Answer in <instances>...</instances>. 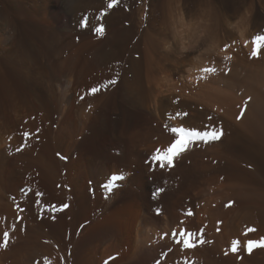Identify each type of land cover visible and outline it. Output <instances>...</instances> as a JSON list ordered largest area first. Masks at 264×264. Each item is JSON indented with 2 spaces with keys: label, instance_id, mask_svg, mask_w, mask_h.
<instances>
[{
  "label": "bare ground",
  "instance_id": "bare-ground-1",
  "mask_svg": "<svg viewBox=\"0 0 264 264\" xmlns=\"http://www.w3.org/2000/svg\"><path fill=\"white\" fill-rule=\"evenodd\" d=\"M33 1L34 11L49 23L51 0ZM95 1L80 0L75 6L67 7L66 12L77 7L87 11L95 7ZM40 9L44 12H39ZM8 17L7 20L11 19ZM60 31L57 32L59 43L46 50L42 63L33 65L31 57L22 62L24 51V55L16 58L17 54L12 56L10 52V56L1 55L4 61L11 60V76L3 75L0 70V264H68L71 256L66 253L64 229L70 226L75 230L87 220L90 222L84 225L80 238L70 242L75 245L71 253L75 264H264V113H255L250 108L252 103L248 105L243 99L224 93L219 84H227V80L213 76L207 82V73L198 72L196 76L206 78L201 84L204 91L200 98H194L199 102L187 104L194 101L190 97L178 105L179 113L187 115L164 118L165 110L168 114L178 106L172 105L167 94L163 96L161 85L152 86L148 72L153 68L141 60H129L122 65L114 63L129 53L123 40L129 32L127 29L119 37L114 34L109 37L111 40L108 38L115 46L119 45L113 49L115 52L112 48L90 46L93 49L85 55L82 51L86 43L85 46L82 43L73 49L76 54L70 53L64 60L59 56L67 46L68 36L65 38ZM113 73H117V84L95 96L89 93L91 87L102 83L104 76ZM99 76L101 83H97ZM48 106L57 119L54 120L57 130H50V134L51 141L55 142L52 149L62 154V158L57 155L60 159L53 157L51 151L49 156L46 147L35 157L38 151L33 146L36 144L27 148L25 144L29 143L23 139L25 128L34 119L32 116ZM173 127L186 129L187 135L197 131L211 134L222 129L223 136L218 141L200 143L194 149L189 145L190 151L177 157L174 168L154 169L150 161L155 150L166 148L178 138L171 132ZM36 167L43 171L44 177L52 171L55 182L64 177L63 194L72 202L68 215L73 216V223L67 224L61 219L57 223L32 226L27 222V227L24 217L19 221L20 215H27L23 208L22 211L17 207L19 190L33 185ZM91 181L96 190V208L94 214L87 216L91 209L87 194ZM158 188L164 191L154 196ZM32 189L37 191L39 187ZM186 209H191L194 215L187 217ZM27 216L26 221L30 219ZM49 225L51 229L46 233L44 227ZM184 230L193 233L191 249L175 242L186 237L174 239L172 236L173 232ZM5 232L9 233L6 247ZM44 238L50 244L42 243Z\"/></svg>",
  "mask_w": 264,
  "mask_h": 264
},
{
  "label": "rangeland",
  "instance_id": "rangeland-1",
  "mask_svg": "<svg viewBox=\"0 0 264 264\" xmlns=\"http://www.w3.org/2000/svg\"><path fill=\"white\" fill-rule=\"evenodd\" d=\"M52 1L53 0L50 1V6L48 9V18L50 17V22L47 23L44 21V19H42V15L40 13H37L38 11H34V7L32 6L35 3L34 1L33 3H31V0H16L15 2L17 3H15L12 2V0H0L1 6L3 5L2 7L0 6V9L3 10L2 13L0 10V34H3L0 35V37L3 36L2 39L0 38V40L2 41H0V58L3 57L1 55L7 54L8 56H10V53L11 55L17 54L14 55L15 58L16 56L21 57V55H24L25 52L28 55L25 54L21 58L22 62H24V60L26 59L29 60L30 57L32 58V56H34V58L32 59L30 58V61H32L31 63L33 65L38 62L42 63V58L46 50H48L49 48L53 49V47L55 48L56 44L59 43V41L57 40V32L60 30V32H63L65 34V38L68 36L67 39H65V44L70 47L69 50L67 49V46L65 47V49L63 50L64 52H61L63 54L60 53L59 59L62 57V60L66 59L70 55V53L76 54V50L73 49L81 47L80 45H82V43L83 46H85L86 43V46L84 47L86 49H83L82 51L83 53H85V55L89 54L87 53V50L90 51L92 47H96L97 49H100L101 47H105L107 49L112 48L113 51V49L115 50V48L118 49L117 47L119 45L115 46L116 43L110 42V38L114 36V34L119 37L126 31V29L129 32L131 29V33L128 32L125 37L126 39H128L127 37L129 35L128 41L126 39H123L124 46L128 45V48H126L129 49V53L126 54V58L123 57L125 58V61L121 57L119 58L120 61L117 60L114 63L122 65L126 61L130 62L129 60H137L139 62L141 60L145 66L148 67L149 65L148 68H153V70H149L150 73L148 72V77L152 82V86L154 88H157V86L161 85L163 96L164 93L165 96L167 94L166 97L169 98V101L171 99L172 105L175 104L176 106H178L180 105V103L188 101L190 97L193 100L194 98H200L201 92L204 91L201 87V84L205 83L206 78L202 79V76L200 77L196 75L198 72H202L207 73V82L213 76L214 78H223L227 80V84L223 82L219 84L220 88L225 90L224 93L231 97L235 96V98H241L246 101L245 103L248 105L252 103L250 105V108L253 107L251 110H253L255 113H260L261 115H263L264 87L261 86L264 84V40L258 41L257 38L264 37V0H129V2L128 0H96L95 7H90L91 10L88 9L86 11V9H82L83 7H77V9H73V11L69 13L66 12V8L75 6L77 2H80V0ZM19 2L23 4H19ZM80 3H82V1ZM117 3L119 4L115 5ZM110 4H113V6L109 7ZM14 5L18 7H14ZM106 7H109V10L111 11L107 10ZM97 8H100L101 10H97ZM21 9L22 11H20ZM42 9H40L39 12H44ZM11 10L13 11V13ZM27 10L30 14H28ZM32 11H34L35 13ZM4 12H6L7 14L9 13L8 16H10L11 19L7 20L9 17L6 16ZM15 12L17 13V15H15ZM31 13L33 14V18ZM37 14L40 18L37 16ZM30 18H32V22L30 21ZM83 19H87L89 21L87 29L81 26V21ZM12 20L14 22H12L13 25L11 26L9 25V23ZM3 22L8 24V26H6V24H4ZM4 26L9 28H6ZM19 26H23V28L25 29ZM97 26H102L104 28V32L102 34L95 33L94 30L95 28H97ZM44 29L48 30L44 31ZM51 30L54 32H51ZM44 32H46L47 34ZM50 32L51 34H53V36H51ZM48 33L50 35H48ZM45 35L48 36L45 37ZM10 36L14 39V41H11L12 43L10 42ZM24 37L26 39H24ZM55 38L56 40H53ZM108 38L110 40H108ZM46 39L47 41H45ZM25 42L29 44H26ZM96 42L98 43L95 44ZM26 45H28V47ZM90 46L92 47L90 48ZM87 47H89L90 49ZM4 48L6 52L4 51ZM13 48H15L16 52ZM211 50H213V52ZM131 52L134 55H132ZM30 53H33L34 55ZM144 60L147 61V63H145ZM3 61V58L0 59V68L2 67L0 70L2 74L11 76V67L9 66V64H11V60L9 59L8 61L7 59L5 60L6 62L4 61L5 63ZM204 69H211V71L205 72ZM151 71H153V73ZM116 74L117 73H115L113 76H102L103 80L101 79V76H99V79H97V83H101L99 80H102V83H105L104 81L106 80L108 81L113 78L116 79ZM150 75H152V77ZM217 87L219 86L217 85ZM256 95H260V98ZM196 102L199 101L190 100L187 102V104ZM213 104H216V101H214ZM172 109L173 107L170 110ZM180 109L178 106L177 109L172 110L168 114H166L167 112H165V110V113L163 112L162 116H164V118H175L177 116H179V118H183L182 116L185 114V112H181L180 114ZM37 111L35 115L32 116L34 117V119H30L29 121L30 129L27 130V128H29L28 126L25 128L26 133L28 132L30 134L25 135L24 132L23 139L27 143H29L25 144V146L27 145V148H32V146L36 144L35 146H33L34 149L38 151L35 152V157H37L39 152H41L46 147L49 151V156L51 151V154L53 153V157L57 158L60 156L62 158V154L60 152L55 153V150L52 149L55 146V142L51 141L50 130L52 131L56 128L55 126H57V124L55 123V121H57V119L54 117L51 107L48 106L45 107V109H40V112ZM46 130H48L49 133L48 131L46 132ZM33 141H35V143ZM37 147H39V150H37ZM34 170V183L32 186L29 185L28 187L23 188L24 190H19V195L20 198L22 197V201L19 198V204L17 206L21 207L20 209L22 211L24 209L23 213H26L30 219H27L26 221L25 216L27 215L22 214L23 216L20 215L19 221H22L25 218V223L26 225L29 223V226H32L34 224L40 225L45 222L49 224L57 223L61 219L64 220L67 224L73 223V216L68 215V211L71 208L72 202L70 201V198L68 199V197H65L63 194L64 189H66L63 183L64 177L62 176L61 179L59 178L55 182V180H53L52 171L44 177L43 171L41 169L39 170V168L36 167V169ZM63 172L64 171H61V173L65 175V172ZM51 181L54 184H52ZM37 185L39 187L38 190ZM50 185L53 187H50ZM88 186L89 189L87 190V194L91 200V209L89 212H87V216L89 214L91 215L93 213V210L96 208V190L93 182L91 181ZM30 187L35 188L37 191H34ZM27 188H30L29 192ZM54 188L56 190L55 192ZM20 191H22V193L23 191H25V194L23 193L24 196L21 195L22 193H20ZM34 193L36 196L34 195ZM30 195L32 198L30 197ZM27 201L28 204L26 203ZM22 205H27L28 207L24 206V208ZM34 206L36 209L34 208ZM29 209L30 213L27 212ZM31 210H33L34 212H32ZM75 211H79V207H75ZM49 216L51 217L49 218ZM88 221L90 222V220H87L86 222ZM86 222L81 225V227L79 226L75 230L72 227L67 226L64 229L65 232L63 231L65 233V241L67 242V247L69 249H67L66 253H68L69 257L71 256L67 259L68 264H75L74 259H72L71 255L75 248V245L71 244L70 242L72 241V239H75V237V241L80 238L81 231ZM44 229L45 232L48 233L51 229V226H46L44 227ZM77 230H79V233ZM41 242L44 244H50L51 241L44 238L41 240ZM57 247L58 246L56 245L55 249H57ZM62 262L64 263L65 259L64 261L62 260Z\"/></svg>",
  "mask_w": 264,
  "mask_h": 264
},
{
  "label": "snow or ice",
  "instance_id": "snow-or-ice-1",
  "mask_svg": "<svg viewBox=\"0 0 264 264\" xmlns=\"http://www.w3.org/2000/svg\"><path fill=\"white\" fill-rule=\"evenodd\" d=\"M113 4H110L109 7H112ZM89 21L87 19H83L81 21V26L85 29L88 28ZM95 33L97 34H102L104 32V28L97 27L95 28ZM258 41L264 40V37H258ZM205 72L211 71V69H204ZM118 83V80L116 79H110L106 81L103 84L93 86L89 89V93L93 96H95L98 92L101 90H107L108 87H111L115 84ZM81 99H84V97H80ZM187 115V113H185ZM211 120L212 118L209 117ZM171 132L176 134L178 136L177 139H175L173 142H171L166 148H157L155 152L151 156V164L155 168H159L161 171L168 170L171 168H174L176 166V159L178 156L182 155L183 153H186L190 151L189 145H192V148H196L200 143H208L212 141H218L221 139L223 136V130L221 129L219 132H212L209 134V132L204 131V132H194L192 135H187L186 134V129L184 128H175L173 127L171 129ZM25 135H30L29 133H25ZM164 189L158 188L156 192L153 194L154 196H159ZM185 215L187 217H192L194 215L193 211L191 209H186L185 210ZM19 219V217H18ZM183 223V221H181ZM15 227V225H13ZM173 238L177 236H183L186 237L183 241L176 240V243H183L184 247L186 249H191L194 247V241H193V233L184 230L179 233L173 232L172 233ZM9 242V233L5 232L4 233V238H3V243L5 247L7 246ZM201 243L203 241L201 240ZM264 246V245H262ZM252 247V244H249V248ZM235 250V249H234Z\"/></svg>",
  "mask_w": 264,
  "mask_h": 264
}]
</instances>
